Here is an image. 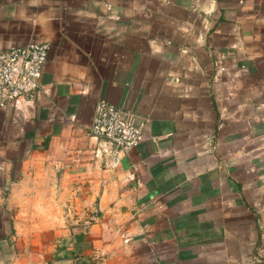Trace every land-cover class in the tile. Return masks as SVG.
<instances>
[{
    "label": "crops",
    "instance_id": "obj_1",
    "mask_svg": "<svg viewBox=\"0 0 264 264\" xmlns=\"http://www.w3.org/2000/svg\"><path fill=\"white\" fill-rule=\"evenodd\" d=\"M33 43L38 89L0 108V264H264V0H0V52ZM101 100L137 147L91 133Z\"/></svg>",
    "mask_w": 264,
    "mask_h": 264
},
{
    "label": "built area",
    "instance_id": "obj_2",
    "mask_svg": "<svg viewBox=\"0 0 264 264\" xmlns=\"http://www.w3.org/2000/svg\"><path fill=\"white\" fill-rule=\"evenodd\" d=\"M49 50L46 43H33L0 52V108L13 105L38 89ZM145 125V122H134L122 110L101 100L95 106L90 130L111 145L129 150L143 139Z\"/></svg>",
    "mask_w": 264,
    "mask_h": 264
},
{
    "label": "water",
    "instance_id": "obj_3",
    "mask_svg": "<svg viewBox=\"0 0 264 264\" xmlns=\"http://www.w3.org/2000/svg\"><path fill=\"white\" fill-rule=\"evenodd\" d=\"M4 262H5V264H10L7 260H5ZM60 264H63V263H60Z\"/></svg>",
    "mask_w": 264,
    "mask_h": 264
}]
</instances>
